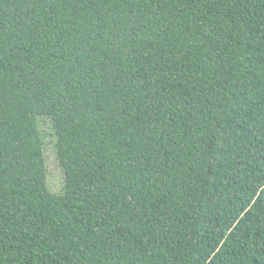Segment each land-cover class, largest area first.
I'll return each instance as SVG.
<instances>
[{
    "label": "trees",
    "instance_id": "trees-1",
    "mask_svg": "<svg viewBox=\"0 0 264 264\" xmlns=\"http://www.w3.org/2000/svg\"><path fill=\"white\" fill-rule=\"evenodd\" d=\"M0 264H264V0H0Z\"/></svg>",
    "mask_w": 264,
    "mask_h": 264
},
{
    "label": "rangeland",
    "instance_id": "rangeland-1",
    "mask_svg": "<svg viewBox=\"0 0 264 264\" xmlns=\"http://www.w3.org/2000/svg\"><path fill=\"white\" fill-rule=\"evenodd\" d=\"M40 123L41 130L45 134L44 157L48 172L47 185L51 190L60 192L62 191L64 186V176L56 157V137L54 135V132L50 128V123L48 120H40Z\"/></svg>",
    "mask_w": 264,
    "mask_h": 264
}]
</instances>
